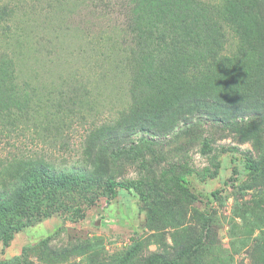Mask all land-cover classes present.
<instances>
[{
	"label": "rangeland",
	"instance_id": "1",
	"mask_svg": "<svg viewBox=\"0 0 264 264\" xmlns=\"http://www.w3.org/2000/svg\"><path fill=\"white\" fill-rule=\"evenodd\" d=\"M201 1L209 7V54L181 57L188 70L151 93L139 78L133 90L116 68L113 45L99 43L123 24L122 0H0L13 9L0 50L11 48L21 80L50 100L20 129L16 152L43 148L57 174L78 176L87 167L92 175L52 188L42 202L48 216L0 242V261L109 264L128 253L144 264L197 242L199 254L186 264H264V0ZM149 98L143 112L160 117L130 128L132 104ZM135 147L143 158L119 152ZM103 154L97 166L87 161ZM214 157L219 174L202 180ZM247 160L253 170L244 168ZM169 170L189 171L188 190L164 182ZM106 177L140 184L143 195L112 193Z\"/></svg>",
	"mask_w": 264,
	"mask_h": 264
},
{
	"label": "trees",
	"instance_id": "2",
	"mask_svg": "<svg viewBox=\"0 0 264 264\" xmlns=\"http://www.w3.org/2000/svg\"><path fill=\"white\" fill-rule=\"evenodd\" d=\"M87 1L105 4L106 1L115 0ZM121 5L123 24L114 28L115 30L109 34L103 32L99 43L102 48L103 45L108 48L109 43L113 45L112 59L114 58L119 73L130 76L128 82L133 90H138L135 88L137 85L135 81L138 78L137 83L145 85L149 92L161 90L188 70L186 66L179 64L181 57L189 58L188 60L191 61L194 58H204L209 54L208 36L205 35V30L209 27L206 21L209 7L203 1L122 0ZM12 14L13 9L10 5L0 6V33L5 38L10 36V27H7L13 20ZM238 19L237 15L233 16L235 27H238ZM228 21L234 26L230 19ZM18 72L13 50L4 46L0 50V242L4 243L12 240L14 234L28 222L48 216L47 205H42V202L51 197L52 188L67 186L77 178L92 177L86 170L87 167L78 176L57 174L55 166L43 148L35 153L29 152L26 148L22 155L16 152L18 148L15 146L17 141L15 138L20 129L27 130L35 110L44 109L50 101L39 97V87L31 81L21 80ZM145 103L151 106L154 99H141L140 102L132 104L130 123L127 124L130 128L160 117L150 109L143 112L140 105L143 106ZM132 122L134 124H131ZM140 129L145 128L141 126ZM203 150L205 153H210L213 148L209 143H205ZM121 151H124L123 153L135 151L138 157H144L139 147L124 148L119 152ZM85 153L89 155L88 151ZM104 157V154L95 155L90 157L91 160L87 157V161L97 166ZM212 165L213 170L205 167L199 172L202 180L215 178L219 174L220 163L217 162L216 157L213 158ZM244 168L253 170L255 164L247 160ZM188 174L189 171L176 174L169 170L162 177L168 186H179L188 190L190 183ZM98 177H102V174ZM104 179L112 193H116L118 189L134 188L143 195L140 184L116 181L110 177L101 180ZM31 202H38V207L28 209ZM199 245L197 242L186 243L174 258L170 259L169 255L165 254H155L146 258L144 264H183L184 262L186 264L187 261L198 256ZM132 259L131 254L124 253L120 260L109 264H133ZM18 263L19 259L16 258L7 262L0 261V264Z\"/></svg>",
	"mask_w": 264,
	"mask_h": 264
}]
</instances>
